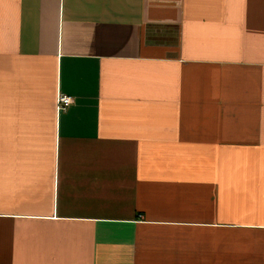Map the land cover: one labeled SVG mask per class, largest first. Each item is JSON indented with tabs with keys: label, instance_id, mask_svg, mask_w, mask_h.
Wrapping results in <instances>:
<instances>
[{
	"label": "crops",
	"instance_id": "obj_1",
	"mask_svg": "<svg viewBox=\"0 0 264 264\" xmlns=\"http://www.w3.org/2000/svg\"><path fill=\"white\" fill-rule=\"evenodd\" d=\"M0 264H264V0H0Z\"/></svg>",
	"mask_w": 264,
	"mask_h": 264
},
{
	"label": "built area",
	"instance_id": "obj_2",
	"mask_svg": "<svg viewBox=\"0 0 264 264\" xmlns=\"http://www.w3.org/2000/svg\"><path fill=\"white\" fill-rule=\"evenodd\" d=\"M73 104V99L68 95H59L57 100V110L59 112L66 111Z\"/></svg>",
	"mask_w": 264,
	"mask_h": 264
}]
</instances>
